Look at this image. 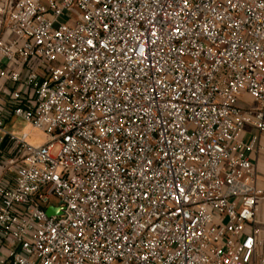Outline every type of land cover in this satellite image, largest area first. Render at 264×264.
Instances as JSON below:
<instances>
[{
    "label": "built area",
    "instance_id": "built-area-1",
    "mask_svg": "<svg viewBox=\"0 0 264 264\" xmlns=\"http://www.w3.org/2000/svg\"><path fill=\"white\" fill-rule=\"evenodd\" d=\"M248 126L264 0H2L0 264H264Z\"/></svg>",
    "mask_w": 264,
    "mask_h": 264
},
{
    "label": "crops",
    "instance_id": "crops-1",
    "mask_svg": "<svg viewBox=\"0 0 264 264\" xmlns=\"http://www.w3.org/2000/svg\"><path fill=\"white\" fill-rule=\"evenodd\" d=\"M1 1L2 0H0V4ZM255 137H257V142L254 148L248 151V154L257 170L258 184L264 190V132H260L250 126L246 127L243 133V140L245 143L251 145ZM260 209L264 214V201L261 203Z\"/></svg>",
    "mask_w": 264,
    "mask_h": 264
},
{
    "label": "rangeland",
    "instance_id": "rangeland-1",
    "mask_svg": "<svg viewBox=\"0 0 264 264\" xmlns=\"http://www.w3.org/2000/svg\"><path fill=\"white\" fill-rule=\"evenodd\" d=\"M10 131H13L14 134H18V135H22L24 133H28L29 136L27 138V142L29 144H44L45 143V135L36 129H33L31 127H29L26 123L21 122V121H16V125L14 126V130H12L11 128L7 127ZM55 203H57V200H54ZM260 217L261 220L264 221V214L263 211L260 213Z\"/></svg>",
    "mask_w": 264,
    "mask_h": 264
},
{
    "label": "water",
    "instance_id": "water-1",
    "mask_svg": "<svg viewBox=\"0 0 264 264\" xmlns=\"http://www.w3.org/2000/svg\"><path fill=\"white\" fill-rule=\"evenodd\" d=\"M46 214L48 217L52 216H60L62 214V208L61 207H48L46 210Z\"/></svg>",
    "mask_w": 264,
    "mask_h": 264
}]
</instances>
